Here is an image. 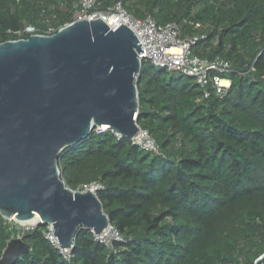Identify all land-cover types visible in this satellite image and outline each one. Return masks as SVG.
<instances>
[{"label":"trees","instance_id":"1","mask_svg":"<svg viewBox=\"0 0 264 264\" xmlns=\"http://www.w3.org/2000/svg\"><path fill=\"white\" fill-rule=\"evenodd\" d=\"M77 2L0 0V44L18 40L14 32L27 25L72 23ZM98 2L103 11L121 3L135 19L176 23L183 36L200 37L193 54L229 61L230 89L203 99L191 79L142 64L136 123L161 154L106 131L58 159L69 189L102 184L96 196L122 236L116 251L83 230L66 263L40 226L24 234L29 252L15 264H254L264 254V0ZM15 234L0 216V258Z\"/></svg>","mask_w":264,"mask_h":264},{"label":"water","instance_id":"2","mask_svg":"<svg viewBox=\"0 0 264 264\" xmlns=\"http://www.w3.org/2000/svg\"><path fill=\"white\" fill-rule=\"evenodd\" d=\"M141 45L126 26L73 22L51 36L0 44V216L51 224L62 248L80 231L109 224L90 190L69 189L58 159L96 128L130 140L139 130ZM140 131V130H139ZM29 245L11 239L0 264H15ZM254 264H264V254Z\"/></svg>","mask_w":264,"mask_h":264},{"label":"built area","instance_id":"3","mask_svg":"<svg viewBox=\"0 0 264 264\" xmlns=\"http://www.w3.org/2000/svg\"><path fill=\"white\" fill-rule=\"evenodd\" d=\"M73 18V22L83 19L95 20L101 18L113 31L121 24H126L141 45L142 53L138 56L142 64L148 63L154 68L194 80L195 84L203 92V99H208L212 95L217 98H223L230 89L231 81L227 79V76L232 73L231 63L219 57L207 60L194 55L193 50L200 41V37L183 36L176 23L158 25L150 17L143 20L135 19L126 13L121 3H116L103 11L100 9L98 0H78ZM68 25L66 24L57 30L47 27L45 31H40L34 26L27 25L23 29L14 32V35L18 36V40L24 39V36L31 35L51 36ZM135 118H137V115ZM138 129L140 131L138 130L129 140L131 144L146 153L160 155V147L152 135L139 126ZM106 131L109 130L101 127L94 129L93 133L101 134ZM102 189L101 183L93 182L81 185L75 191L87 192L90 190L96 195ZM7 222L16 230L13 238L21 240L24 234L42 226L40 222L32 225L17 223L13 220H7ZM53 233L54 228L51 224L44 225L43 236L45 240L58 253L62 261L69 263L73 249L62 248ZM91 234L94 241L102 244L110 253L115 252V245L122 241L120 232L111 224L100 234Z\"/></svg>","mask_w":264,"mask_h":264},{"label":"bare ground","instance_id":"4","mask_svg":"<svg viewBox=\"0 0 264 264\" xmlns=\"http://www.w3.org/2000/svg\"><path fill=\"white\" fill-rule=\"evenodd\" d=\"M225 84V83H224ZM41 220L39 219V217H36L34 220H31V221H29V222H25V223H23V224H34V223H36V222H40Z\"/></svg>","mask_w":264,"mask_h":264},{"label":"rangeland","instance_id":"5","mask_svg":"<svg viewBox=\"0 0 264 264\" xmlns=\"http://www.w3.org/2000/svg\"><path fill=\"white\" fill-rule=\"evenodd\" d=\"M48 25H50V24H48ZM48 27H50V29H52V28L54 29V27H52L51 25L48 26ZM190 81H191V82H194V80H192V79H191Z\"/></svg>","mask_w":264,"mask_h":264}]
</instances>
